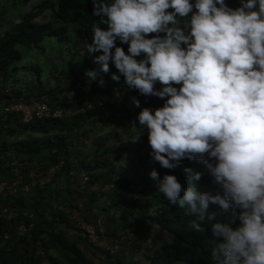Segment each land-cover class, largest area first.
<instances>
[{
  "label": "clouds",
  "instance_id": "clouds-1",
  "mask_svg": "<svg viewBox=\"0 0 264 264\" xmlns=\"http://www.w3.org/2000/svg\"><path fill=\"white\" fill-rule=\"evenodd\" d=\"M91 2L100 19L84 48L100 53L101 68L86 71L89 81L114 65V81L122 75L130 90L162 99L131 125L147 129L150 159L167 169L202 161L221 189L201 192L204 172L185 166L186 185L151 171L159 193L186 210L198 232L216 218L210 205L236 210L235 226H211L214 264H264V0H240L235 8L227 0Z\"/></svg>",
  "mask_w": 264,
  "mask_h": 264
},
{
  "label": "trees",
  "instance_id": "trees-1",
  "mask_svg": "<svg viewBox=\"0 0 264 264\" xmlns=\"http://www.w3.org/2000/svg\"><path fill=\"white\" fill-rule=\"evenodd\" d=\"M35 1L0 0V109L9 103L43 100L69 114L64 119H48L28 125L22 124L19 118L6 116L1 126H14L13 133L28 131L29 142L28 145L22 143L23 148L16 147L11 151L0 141V171L13 175L10 165L12 160L17 159L22 165L24 161L38 162L34 153L46 148L50 164L54 162L55 156H62L66 159L68 167L79 166L90 174V184L100 180L110 181L116 187L109 194L91 193L88 187L86 195L80 197L75 195L76 189L73 193L67 192L68 194L56 192L54 197L55 192L50 187H37L22 197H0V206L9 204L18 214L12 221L0 220V264H94L93 259L76 249L75 242L65 235V229L59 223L48 220L47 215L57 214L49 204L57 197L62 199V204L66 207L72 201L82 200L84 205L80 203L81 207H90L87 206L89 202L97 201L96 207L98 205L109 209L124 208L128 216L136 219L134 223L139 218L144 224L150 222L155 234L151 244L149 243L150 249L145 250V257H141L142 260L148 258L146 264H214L212 249L215 243L212 240L215 237L211 226L216 222L235 226L238 223L237 211H225L219 205H210L209 212H215L216 218L205 219L202 222L204 230L198 232L189 225L193 217L180 208L179 204H173L160 194L157 181L150 176L152 170H157L161 178L165 173L174 174L182 185H186L188 177L184 167H196L204 172L198 185L199 190L212 194L221 192L209 175L207 166L199 160L184 159L179 168L167 169L161 167L159 162H153L148 153L132 162L136 171L132 178L122 180L119 175H103L99 173L100 170L114 167L112 157H116L113 154L115 151L108 147L101 149L106 147L104 145L107 142L100 137L89 141L91 137L86 133V124L95 121L98 125L101 118H112L115 111L117 112L116 104L113 106L114 104L108 103L106 112L96 107L90 108L89 101L97 95H105L109 97V101H112V97H118L125 103L127 99V126L133 121L134 114L130 111L131 106H135V99L141 101V109H155L162 106L164 101L154 96H143L138 90H130L122 75L119 81H114L111 78L112 73L119 74L114 65H111L110 72L100 71L96 80L89 81L85 75L86 71L101 68L95 62V56L100 53H89L84 48L86 43L91 42L95 20L100 19L91 15V0ZM227 3L234 8L240 6V0H227ZM117 43L120 44L119 41ZM122 46L127 52L128 45ZM69 75L73 76L71 85H62L63 79ZM78 83H81V88L75 89V84ZM64 92L67 93L63 94ZM69 92H74V96L70 97ZM153 98L158 101L154 106L151 104ZM136 124L139 126L137 119ZM137 129L139 132L143 130L141 135L146 140L147 129L142 126ZM92 142L93 153L86 152ZM138 142V148L150 146L140 137ZM15 151L19 152L14 153ZM137 153L140 154V151ZM42 169L45 170L43 165ZM29 170L26 168L25 171ZM61 174H57L54 185L58 183ZM0 182L9 181L1 179ZM24 212H27L28 216L22 215ZM125 215L120 214V218ZM32 221L36 222L34 229L25 236H17L19 223ZM134 223L124 224L122 228H129ZM140 236L143 239V235ZM167 236H171V242ZM157 238L160 239L158 242ZM146 244L148 245V242ZM132 246L136 247L135 244ZM130 252L125 251L121 254L124 257H119L116 261L106 260V263L135 264L133 260L129 262ZM137 258L135 255L134 259ZM136 261L139 262L140 259Z\"/></svg>",
  "mask_w": 264,
  "mask_h": 264
},
{
  "label": "built area",
  "instance_id": "built-area-1",
  "mask_svg": "<svg viewBox=\"0 0 264 264\" xmlns=\"http://www.w3.org/2000/svg\"><path fill=\"white\" fill-rule=\"evenodd\" d=\"M101 98L102 102L97 100L95 102L89 101V107H96L104 110L106 105L113 104L114 100L109 101L108 98H103L97 95L95 99ZM6 116H14L19 118L22 124L28 125L32 123L44 122L48 119H64L67 112L61 108L52 107L47 101H33L30 103H10L5 105L3 111ZM13 168L14 179L12 182H0V197H11L17 198L22 197L25 194H29L33 189L37 187L51 188V183L53 179L59 173L69 172L71 176L76 177L77 188L76 196L86 195V189L88 188L91 193L96 194H109L116 185L113 182H102L97 181L90 184V174L78 167H68L67 161L62 156H55L54 162L50 165H43L42 163L33 161H21L14 159L10 163ZM42 165L45 170L42 169ZM26 168L30 170L26 172ZM73 170H80L77 174H74ZM89 192V191H88ZM78 201V200H77ZM80 203L84 205L82 200L79 202L72 201L68 209L61 208V212L58 215H63L59 217H51L58 215H47L48 220L59 223L65 229V235L71 239V241L76 244V249L80 253L93 259L94 264H107L106 260L116 261L119 257H124L121 254L125 251H129L128 247L129 238L128 236H133L134 231L129 228H121L111 230L107 226V220L105 218L104 212L91 218L87 212L86 207H81ZM22 215L28 216L27 212ZM17 212L11 208L9 204L0 206V220L12 221L17 217ZM36 222L30 223H19L16 229L17 236H25L34 229ZM130 240L135 241L136 239L130 238ZM142 249V248H141ZM91 252V256L87 255ZM128 254V253H126ZM131 252L129 253V259L131 258ZM137 256L136 264H146L148 258L144 260L141 257H145V252L140 251L139 253H134L132 256ZM143 261V262H142ZM62 264V263H61ZM66 264V263H65Z\"/></svg>",
  "mask_w": 264,
  "mask_h": 264
},
{
  "label": "rangeland",
  "instance_id": "rangeland-1",
  "mask_svg": "<svg viewBox=\"0 0 264 264\" xmlns=\"http://www.w3.org/2000/svg\"><path fill=\"white\" fill-rule=\"evenodd\" d=\"M37 1L38 0H36L35 2H37ZM100 96H102L103 98H108L109 99V97H107L105 95L100 94ZM110 99H114L116 106H118L116 108L117 109V112L115 111V116L114 117L112 116V118H105V117L104 118H101L100 121H99L100 124H98V125H97V123L95 121H94V123L89 122L87 124L88 125V132H86V133L90 134L91 137H92V139L90 138L89 141H93L94 138L99 137V133H97L96 130H95L99 125H100L99 127H102V131L101 132L104 131V132H107L108 133V131H115L116 129H118L119 130V135H121L120 137H121L122 141L125 142V144H126L125 147L127 148V150L130 153H133V152L135 153L134 147L133 148H131V147H132V145H135V146H136V144L138 145V143H139L138 142L139 141V137L141 138V140H143V142H148V143H149V138H146V140L144 139L145 137H143L141 135L143 130L139 132L137 129H133L131 127L132 124L130 126H127L128 122H129L128 121V118H127V115H126V111L129 109L128 104H126L127 99H126V102L125 103H124V101H123L122 98L119 99L118 97H112ZM91 100H92L91 101L92 103L95 102V101L97 103V100L100 101V102L103 101V99H101V98L95 99V97L93 99H91ZM157 102H158L157 99H154V98L151 99L152 106H154V104H156ZM115 104L113 106H115ZM4 107L5 106H3L0 109L1 112L3 111ZM107 108L108 107H106V109L104 110V112L107 111ZM131 108H132V110L130 112L134 114V117H133L132 120L136 122V118H137L138 113L140 112L139 110L141 109V106L140 107H137L135 105V106H131ZM133 121H130V122L133 123ZM120 128H122L123 131H121ZM121 132H123V134ZM110 134H112V132H109L107 135H110ZM125 134H126V136H125ZM130 136H131V138L129 139L128 137H130ZM133 140H135L136 143ZM127 143L130 144L131 147H129L127 145ZM92 146H93V142L89 144V146L87 148L88 150L86 152L89 151L90 153H93ZM137 150L140 151V154L134 155L137 158L141 157L142 155L145 156V155H147L148 153H150L152 151V149H151V147L149 145H148V147L138 148ZM129 157H131V156H129ZM34 158L36 159V156ZM99 158H101V156H99ZM112 158L114 159V167L113 168L107 167V170L105 169L106 170L105 171V175L106 174H108V176H110V175L111 176H118L119 175V177L123 180V179L132 178L136 174V171H134V169H133L132 162L131 161H128L127 158H124V157H112ZM78 171H80V170H73L72 172L74 174H77ZM65 173L67 174L68 179H72V183H74L75 189H76L77 188V181H76L77 179H76V177L75 176H71L69 174V172H65ZM99 173L100 174H103V173H101V171H99ZM55 179H56V177L53 179L52 183L50 184L52 187H55V185L53 183ZM107 182H109V181H107ZM73 189H74V187H73ZM58 191L59 192H66L65 189H63V190H59L58 189ZM53 195L55 197L56 192ZM50 206H52L51 209H53L54 212L57 213V214H51V215H58L62 211L61 210L62 207L65 208V209H68L66 206H64L62 204V199L61 198H58V197L55 198V201L54 200L53 201L51 200ZM68 207H70V204H69ZM102 208L105 211H107L106 207H102ZM49 212H50V209L48 210V213ZM128 213H130L129 210H128ZM59 216H63V215L51 216V217H54L55 218V217H59ZM146 217H148V215ZM118 219H119L118 221H119V224H120L119 225L120 229L123 227L124 224L134 223V221L136 220V219H132L130 216H129V219L130 220H122L120 218H118ZM140 220H141L140 218H139V220L137 219V222L134 223L132 226L129 227V230L132 229L134 231V235L133 236H128V238H129L128 247L130 245L129 249L130 250H133V251H131L132 255H134V253H140V251L144 252V250H147L148 251L150 249L149 248V244L147 245L146 242L144 240H142V238L140 237L139 232H137L139 230V228L137 227L138 224L145 225L144 223H141ZM141 228H143V227L141 226ZM147 229H150V228H147L146 227L145 231H147ZM154 230H156V228H154ZM152 233H153V235L155 234L154 231ZM142 237H143V239H146L147 238V236H142ZM130 238H133V239H136V240L135 241H132V240H130ZM159 240L160 239L157 238V242ZM132 244H135L136 247L135 246H132ZM140 247H143V249H140ZM132 255H131V259L133 261H135L134 256H132Z\"/></svg>",
  "mask_w": 264,
  "mask_h": 264
},
{
  "label": "crops",
  "instance_id": "crops-1",
  "mask_svg": "<svg viewBox=\"0 0 264 264\" xmlns=\"http://www.w3.org/2000/svg\"><path fill=\"white\" fill-rule=\"evenodd\" d=\"M97 65H99V64H97ZM72 80H73V76L69 75L67 78L63 79L62 85L63 84H65V85H69L70 84L71 85V81ZM51 84L54 85L53 82ZM79 88H81V83L75 84V89H79ZM66 93L67 92H64L63 94H66ZM74 94H75L74 92H69L68 93V95L70 97H73ZM5 120H6V115L3 112H1V110H0V141L2 143H4L11 151L12 150L14 151V149L16 147L20 148V149L23 148V146H22L23 144L22 143L28 145L29 132L28 131H22V132L16 131V133L15 132L13 133L14 126H12V125H6V127L1 126L2 122H4ZM9 126H10V128H7ZM99 126L95 130H96L97 133H99V137L104 139L107 142L106 145H104L106 147H103L101 149H105L107 147L110 148L111 150L114 149L115 152L113 154H115L116 157H124V158H127L128 161H131V162L136 161L137 157L134 156V155L138 154L137 153L138 152L137 144H136V146L132 145V147H131V145L127 143V145L129 147H131V148L134 147V150H135V153L134 152L130 153L127 150V148L125 147L126 144H125V142L122 141V139L120 137L121 135H119V130L118 129H116L115 131H108V133L112 132V134L107 135L108 134L107 132H104V131L101 132L102 131V127H99ZM15 128H16V126H15ZM86 130L88 131V125L87 124H86ZM120 130L123 131L122 128H120ZM121 133L123 134V132H121ZM88 135L91 137L90 134H88ZM35 136L38 137L37 135H35ZM125 136H126V134H125ZM128 138L130 139L131 136L128 137ZM91 139H92V137H91ZM101 149H99V150H101ZM18 152L19 151H15L14 153H18ZM34 154L36 156V160H38L39 163H42L43 165H46V166L51 163L50 156H49L48 150L46 148L45 149H41L38 152H35ZM129 156H131V157H129ZM105 169L107 170V167ZM105 169L100 170L101 173L105 174V171H106ZM1 179H3V181H9L10 182V181H13L14 178H13L12 174L6 173L4 171L3 172L0 171V181H1ZM73 187H74V189H73ZM51 189H53L54 192H58L59 194H64V193H67V192H70V191L73 193L75 191V185H74V183H72V179H68L67 174L65 172H63L61 174V176H60L58 184L56 183L55 187H51ZM58 189L59 190L65 189L66 192H59ZM27 203L29 204L30 201H28ZM96 203H97V201H95L94 203L89 202L87 204V206H90V207H86V208H88L87 212H88L89 216L91 218H94L96 215L100 214L101 212H104L105 218L107 220V226L109 228H111V230L114 231L115 229L120 228L119 227L120 224H119V221H118L119 220L118 218H120V214H122V213L126 214L124 217L121 216L120 219L130 220L129 216L127 215V211L124 208L115 207V209H116L115 210L114 208L109 209L108 207H106L107 211H105L102 207H98V205L96 207ZM49 204H51V202H49ZM141 223H143V222L141 221ZM147 224H145V225L138 224L139 226H137V227L139 228V230L137 232H139V234L140 235L142 234L143 236H144V233H145L147 238L146 239H142V240H144L145 242H148V244L149 243L151 244V240L153 239L154 235L152 233L153 230H152V227L150 226V223L148 222ZM141 226L143 228H141ZM146 227L150 228V229H147V231H145ZM131 251H133V250H131ZM91 254H92L91 252L87 253V255H89V256H91ZM130 255H132V253ZM131 260L132 259L130 258L129 262H131ZM66 264H69V263H66Z\"/></svg>",
  "mask_w": 264,
  "mask_h": 264
}]
</instances>
